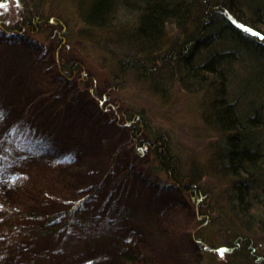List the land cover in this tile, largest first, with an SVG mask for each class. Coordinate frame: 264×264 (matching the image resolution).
<instances>
[{"label": "rangeland", "instance_id": "rangeland-1", "mask_svg": "<svg viewBox=\"0 0 264 264\" xmlns=\"http://www.w3.org/2000/svg\"><path fill=\"white\" fill-rule=\"evenodd\" d=\"M84 3L0 0V264H264V232L231 205L209 91L161 63L158 88L119 66L134 19L88 25ZM183 38L168 26L160 55Z\"/></svg>", "mask_w": 264, "mask_h": 264}, {"label": "trees", "instance_id": "trees-1", "mask_svg": "<svg viewBox=\"0 0 264 264\" xmlns=\"http://www.w3.org/2000/svg\"><path fill=\"white\" fill-rule=\"evenodd\" d=\"M84 1L83 21L88 25H104L117 10L134 19L133 24L127 23L130 25L124 34L119 32L123 39L120 45L126 49L119 66L141 67L142 75L153 76L157 88L165 77L161 70H175L184 86L209 91L225 173L232 179L233 211L247 228L264 232V99L258 100L252 94L264 91V0H225L228 4L222 10H216L219 4L213 0ZM189 22L193 23V32H188ZM168 26L179 29L184 38L160 55L161 39ZM241 56L247 72L239 80L233 75L232 64L240 62ZM231 82L237 86L227 97ZM139 117L132 116L134 120ZM126 123L131 125L132 119ZM147 144L142 140L137 149H145ZM165 144L160 135L151 144L161 158ZM192 192L198 203L203 194L196 189ZM225 249L223 253L231 248L221 245L215 251L222 256L221 250Z\"/></svg>", "mask_w": 264, "mask_h": 264}, {"label": "bare ground", "instance_id": "bare-ground-1", "mask_svg": "<svg viewBox=\"0 0 264 264\" xmlns=\"http://www.w3.org/2000/svg\"><path fill=\"white\" fill-rule=\"evenodd\" d=\"M16 57H18V58L22 59V55H20V54H19V55H17Z\"/></svg>", "mask_w": 264, "mask_h": 264}, {"label": "snow or ice", "instance_id": "snow-or-ice-1", "mask_svg": "<svg viewBox=\"0 0 264 264\" xmlns=\"http://www.w3.org/2000/svg\"><path fill=\"white\" fill-rule=\"evenodd\" d=\"M248 31L251 32V29H248ZM256 35H258V34H256ZM223 251H226V249L225 250H221V252H223Z\"/></svg>", "mask_w": 264, "mask_h": 264}]
</instances>
